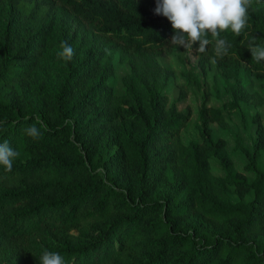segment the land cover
<instances>
[{
  "label": "trees",
  "instance_id": "1",
  "mask_svg": "<svg viewBox=\"0 0 264 264\" xmlns=\"http://www.w3.org/2000/svg\"><path fill=\"white\" fill-rule=\"evenodd\" d=\"M37 1L0 0L24 10L21 23L0 14V264H264L259 114L242 148L250 178L214 137L225 105L207 90L200 142L181 141L191 112L169 102L173 72L157 59L187 45L264 75V0H47L110 41L76 64L24 26ZM113 53L128 65L119 93ZM240 99L259 106L264 93Z\"/></svg>",
  "mask_w": 264,
  "mask_h": 264
},
{
  "label": "rangeland",
  "instance_id": "2",
  "mask_svg": "<svg viewBox=\"0 0 264 264\" xmlns=\"http://www.w3.org/2000/svg\"><path fill=\"white\" fill-rule=\"evenodd\" d=\"M47 0H38L33 17L25 20L26 28H32L33 33H39V40L52 43L54 54L67 58L72 64L83 61L93 55L102 54L103 48L110 41L98 34L85 31L80 22L65 9L47 4ZM24 10L14 11L11 6L4 9L0 7V14L6 21L21 23L19 17H23ZM16 19V20H15ZM34 27V28H33ZM114 64V87L117 93L122 91L121 77L128 72V65L119 60L117 53L110 54ZM92 58V57H91ZM161 65L169 68L173 75L168 80L166 93L169 102H176L181 111H190L191 119L188 125L182 129L180 138L184 144L200 142V136L196 128V115L201 105V94L207 90L210 106H224L227 127L221 128L217 123H212L215 138H223L227 143V150L233 160L234 168L245 173L244 164L247 162L243 154V147L250 150L257 139L255 115L259 114V120L264 126V103L252 106L245 100H239L234 104L235 92L246 90L249 93H264V75L252 76L242 70L239 63L225 64L214 60H203L195 51L186 46L174 48L170 52H164L158 58ZM237 72V74H235ZM187 91V96L178 100L180 89ZM257 123V122H256ZM264 162V151L261 152ZM210 172L214 175H222L218 159H210ZM252 194L247 196L250 199ZM230 198H237L230 190Z\"/></svg>",
  "mask_w": 264,
  "mask_h": 264
}]
</instances>
